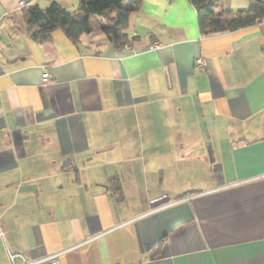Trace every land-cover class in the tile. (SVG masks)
<instances>
[{
    "label": "crops",
    "instance_id": "0c3cea01",
    "mask_svg": "<svg viewBox=\"0 0 264 264\" xmlns=\"http://www.w3.org/2000/svg\"><path fill=\"white\" fill-rule=\"evenodd\" d=\"M53 2L79 6L0 0V264H264V21L204 34L190 0H141L130 49L101 16L38 41L24 10Z\"/></svg>",
    "mask_w": 264,
    "mask_h": 264
},
{
    "label": "trees",
    "instance_id": "16d2710c",
    "mask_svg": "<svg viewBox=\"0 0 264 264\" xmlns=\"http://www.w3.org/2000/svg\"><path fill=\"white\" fill-rule=\"evenodd\" d=\"M196 7L200 30L204 34L235 31L264 21V0H250L245 9L220 8L216 10L213 0H190ZM141 6V0H79L76 11H69L53 2L47 8L32 5L24 10L28 34L46 41L55 30H62L78 44L83 35L94 31L92 17H104L101 30L118 47L124 48L131 42L127 32L129 17ZM164 240L155 246L159 250Z\"/></svg>",
    "mask_w": 264,
    "mask_h": 264
},
{
    "label": "built area",
    "instance_id": "2783aa9c",
    "mask_svg": "<svg viewBox=\"0 0 264 264\" xmlns=\"http://www.w3.org/2000/svg\"><path fill=\"white\" fill-rule=\"evenodd\" d=\"M25 2H21V6H25ZM0 35H1V28H0ZM160 42H153L150 44V49H157L160 47ZM126 48L130 49L131 46L127 45ZM196 65L200 66L201 68L205 67L206 61L202 56H198L195 60ZM42 80L44 83H47L49 81V74L45 72L42 76ZM21 258V263H17L16 259ZM56 257V255L47 256L41 260L31 261L28 260L26 257H24L22 254H16L12 253L10 254V260L11 264H57L53 259Z\"/></svg>",
    "mask_w": 264,
    "mask_h": 264
},
{
    "label": "rangeland",
    "instance_id": "374dc122",
    "mask_svg": "<svg viewBox=\"0 0 264 264\" xmlns=\"http://www.w3.org/2000/svg\"><path fill=\"white\" fill-rule=\"evenodd\" d=\"M91 21H92V23H93L94 26H97L98 27L100 25L102 19H101L100 16L95 15Z\"/></svg>",
    "mask_w": 264,
    "mask_h": 264
}]
</instances>
